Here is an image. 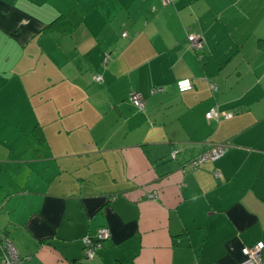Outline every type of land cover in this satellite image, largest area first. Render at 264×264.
<instances>
[{
  "label": "crops",
  "instance_id": "obj_1",
  "mask_svg": "<svg viewBox=\"0 0 264 264\" xmlns=\"http://www.w3.org/2000/svg\"><path fill=\"white\" fill-rule=\"evenodd\" d=\"M0 234L23 264H239L264 244V0H0Z\"/></svg>",
  "mask_w": 264,
  "mask_h": 264
},
{
  "label": "built area",
  "instance_id": "obj_2",
  "mask_svg": "<svg viewBox=\"0 0 264 264\" xmlns=\"http://www.w3.org/2000/svg\"><path fill=\"white\" fill-rule=\"evenodd\" d=\"M162 2L166 4L171 2V0H162ZM123 36H127V34L123 33ZM187 39L194 50L199 51L202 48L203 41L199 36L191 34L187 37ZM93 80L95 82H99L101 81V76L95 75ZM210 87L211 89H215L214 84H210ZM192 88L193 84L190 79H182L176 82V90L180 93L190 91ZM128 100L133 104L138 112H144L145 104L141 93L131 92L128 96ZM205 116L207 119H215L218 121L219 119L232 118L233 113L230 111H222L217 106H213L206 112ZM171 155L172 158H175L176 156L175 152H173ZM205 159V155L193 159L189 163L190 168L197 169ZM216 176H218V174H216ZM109 235V230L107 228H102L97 230L94 240L84 238L82 240L83 256L88 259L93 258L97 251L101 249L102 243L109 237ZM263 248V242H257L252 246L243 247L241 250L243 259L239 264H264L262 259ZM0 264H23V260L17 254L16 248L3 234H0Z\"/></svg>",
  "mask_w": 264,
  "mask_h": 264
},
{
  "label": "trees",
  "instance_id": "obj_3",
  "mask_svg": "<svg viewBox=\"0 0 264 264\" xmlns=\"http://www.w3.org/2000/svg\"><path fill=\"white\" fill-rule=\"evenodd\" d=\"M172 1V0H171ZM62 26H70V25H68L67 24V22L64 20V18H63V16H59V17H57L54 21H52L47 27H46V29L49 31V30H51V31H57V30H59ZM44 31V30H43ZM127 34V33H126ZM189 35H191V34H188L187 35V37L189 36ZM122 36H123V34H122ZM123 37H125V36H123ZM187 37H186V39H187ZM187 41H188V39H187ZM189 42V41H188ZM189 45H190V42H189ZM191 46V45H190ZM202 48H203V45H202ZM202 48L199 50V51H201L202 50ZM193 50H194V48H193ZM194 51H196V50H194ZM198 50L196 51V52H199ZM192 82V81H191ZM193 84V83H192ZM193 89V88H192ZM92 240H94V238L92 239ZM103 244V243H102Z\"/></svg>",
  "mask_w": 264,
  "mask_h": 264
},
{
  "label": "water",
  "instance_id": "obj_4",
  "mask_svg": "<svg viewBox=\"0 0 264 264\" xmlns=\"http://www.w3.org/2000/svg\"><path fill=\"white\" fill-rule=\"evenodd\" d=\"M220 149H224V147H219L218 150H217V152L215 151V154L219 155V150ZM214 156H216V155H213L212 157H214Z\"/></svg>",
  "mask_w": 264,
  "mask_h": 264
},
{
  "label": "rangeland",
  "instance_id": "obj_5",
  "mask_svg": "<svg viewBox=\"0 0 264 264\" xmlns=\"http://www.w3.org/2000/svg\"><path fill=\"white\" fill-rule=\"evenodd\" d=\"M195 35V34H194ZM197 36V35H196Z\"/></svg>",
  "mask_w": 264,
  "mask_h": 264
}]
</instances>
